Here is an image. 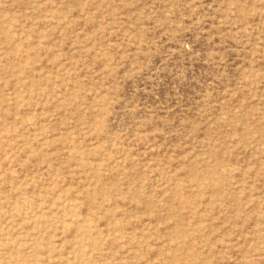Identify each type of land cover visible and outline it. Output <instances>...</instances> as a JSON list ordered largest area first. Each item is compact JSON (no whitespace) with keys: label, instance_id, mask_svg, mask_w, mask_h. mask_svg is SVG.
<instances>
[{"label":"rangeland","instance_id":"1","mask_svg":"<svg viewBox=\"0 0 264 264\" xmlns=\"http://www.w3.org/2000/svg\"><path fill=\"white\" fill-rule=\"evenodd\" d=\"M0 264H264V0H0Z\"/></svg>","mask_w":264,"mask_h":264}]
</instances>
